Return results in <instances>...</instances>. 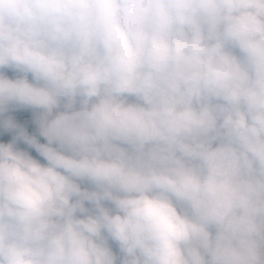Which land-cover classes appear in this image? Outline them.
Segmentation results:
<instances>
[{
  "label": "clouds",
  "instance_id": "1",
  "mask_svg": "<svg viewBox=\"0 0 264 264\" xmlns=\"http://www.w3.org/2000/svg\"><path fill=\"white\" fill-rule=\"evenodd\" d=\"M0 264H264V0H0Z\"/></svg>",
  "mask_w": 264,
  "mask_h": 264
},
{
  "label": "rangeland",
  "instance_id": "2",
  "mask_svg": "<svg viewBox=\"0 0 264 264\" xmlns=\"http://www.w3.org/2000/svg\"><path fill=\"white\" fill-rule=\"evenodd\" d=\"M18 122L23 123L28 131L35 127V125L32 123V113L30 111L19 113ZM41 142L44 141L41 139Z\"/></svg>",
  "mask_w": 264,
  "mask_h": 264
},
{
  "label": "trees",
  "instance_id": "3",
  "mask_svg": "<svg viewBox=\"0 0 264 264\" xmlns=\"http://www.w3.org/2000/svg\"><path fill=\"white\" fill-rule=\"evenodd\" d=\"M9 75H12L11 73H9ZM14 115H18L17 113H13ZM30 134H35V132H36V128L34 127L33 129H31L30 131ZM34 154V153H33Z\"/></svg>",
  "mask_w": 264,
  "mask_h": 264
}]
</instances>
